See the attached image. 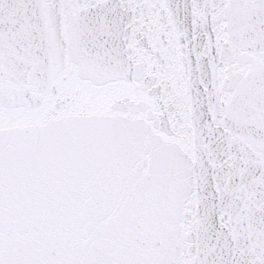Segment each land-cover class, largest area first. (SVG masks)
I'll return each mask as SVG.
<instances>
[{
	"label": "snow or ice",
	"instance_id": "snow-or-ice-1",
	"mask_svg": "<svg viewBox=\"0 0 264 264\" xmlns=\"http://www.w3.org/2000/svg\"><path fill=\"white\" fill-rule=\"evenodd\" d=\"M0 264H264V0H0Z\"/></svg>",
	"mask_w": 264,
	"mask_h": 264
}]
</instances>
